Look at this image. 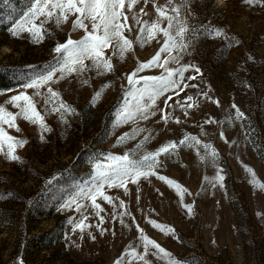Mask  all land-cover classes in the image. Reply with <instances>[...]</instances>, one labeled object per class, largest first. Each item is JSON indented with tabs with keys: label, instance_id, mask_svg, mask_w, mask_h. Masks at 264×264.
I'll use <instances>...</instances> for the list:
<instances>
[{
	"label": "rangeland",
	"instance_id": "374dc122",
	"mask_svg": "<svg viewBox=\"0 0 264 264\" xmlns=\"http://www.w3.org/2000/svg\"><path fill=\"white\" fill-rule=\"evenodd\" d=\"M155 3L165 5L167 0H155ZM140 7L150 13L142 19L156 18L152 0L147 5L141 0L137 9ZM27 12L8 31L0 32V65L20 69L33 78L44 74L54 63L56 54L53 50L57 43H64L69 36L79 40L84 32H73L70 19L60 28L53 23L47 24L50 35L41 43H33L27 32L12 35V30ZM184 15L198 31L203 25H211L223 29L226 37L234 40L230 43L225 37L210 38L206 34L194 39L181 63L198 67L202 75L186 72L185 77L195 75L196 79H186L185 83L198 87L182 88L179 95L167 93L158 101L159 108L171 116L167 123L157 111L149 120H140L138 124H116L117 109L123 106L125 91L129 88L127 76L139 62H147L159 50L160 43L153 41L144 48L134 45V53H128L123 61L113 56L114 71L111 73L100 76L95 71H88L81 77L73 75L53 84L62 100L75 109V114H65L66 123L58 113L49 110L50 106H46L41 97H36L37 108L51 130L41 133L39 127L24 120L17 121L21 132L9 130L12 136L26 139L28 143L16 153L22 163L10 161L0 154V194H5L0 198V264H115L129 245L140 244L137 225L186 264H264L263 250L254 254L245 248L240 224L232 208L234 198L264 231V190L260 187L264 185V159L258 153V138L252 130H246L252 104H256L255 100H264V6H249L243 0H188ZM129 23L133 22L130 20ZM133 27L134 31L126 35L135 41L139 25ZM158 39L162 43V37ZM106 55H111V50ZM248 59H253L255 65L247 67V77L262 84L258 91L250 94L240 84L241 68ZM160 74L159 69L140 73ZM58 77L59 73L56 74ZM84 79L88 80L87 85L81 83ZM104 85L111 86L93 102L95 92L102 90ZM20 91L25 90L18 88L0 94V105L17 112L6 102ZM26 91L34 95L33 89ZM40 91L47 95L46 87ZM200 93H207L211 99ZM168 95L173 99L167 101L166 107L164 101ZM187 96L194 97L198 106L186 109V116L180 105ZM213 101H219L220 106ZM233 104L243 112L245 120L236 119ZM177 118L180 123L175 122ZM210 119L216 123H205ZM134 127L151 131L152 138L146 145L148 151L192 135L203 144H211L218 156L213 165L210 158L201 160L202 149L198 154L195 148L181 147L175 155L160 157L162 164L157 169L158 174L188 190L183 193V201L174 188L150 176L134 185L137 192L132 194L129 188L127 194L124 193V208L119 207L116 199V207L98 199L97 203L104 209L99 216L89 200H80L86 205L81 212H77L75 206L66 207L81 189L89 186L97 158H100L99 162L107 163L102 159L103 155H124L148 135L145 131L134 140L117 145L118 137L131 132ZM261 132L264 133V126ZM245 165L254 170V178L246 172ZM218 175L224 177L223 181L216 179ZM65 176L69 179L60 182ZM252 180L256 187L250 182ZM118 189L105 188V191L114 197ZM16 193L23 204L11 202L16 197L7 202ZM183 205L191 206L192 213L189 214ZM25 209L34 217L30 225L25 221L24 237L29 230L31 237L52 233V240L58 237L63 246L53 244V252L37 246L36 254L31 255L29 251L15 257L16 245L22 236L18 216ZM83 216L88 217L85 223L91 227L84 232L74 231V224ZM149 220L170 226L175 234H162L148 223ZM261 240H264L263 236ZM62 249L68 257L61 256ZM137 250L142 251L141 248ZM147 259L151 264H163L151 255Z\"/></svg>",
	"mask_w": 264,
	"mask_h": 264
},
{
	"label": "snow or ice",
	"instance_id": "6c2138e0",
	"mask_svg": "<svg viewBox=\"0 0 264 264\" xmlns=\"http://www.w3.org/2000/svg\"><path fill=\"white\" fill-rule=\"evenodd\" d=\"M140 3L141 0H33L27 14L12 30V35L20 36L27 32L33 43H41L46 36L50 35L46 28L47 24L53 23L56 28H60L71 19L72 31L82 30L84 36L79 40H74L69 36L64 43H57L53 50L56 58L48 71L29 78L21 85L25 91H20L6 102L16 108L17 112L13 113L5 105H0V154L10 161L23 162L16 153L28 141L18 139L9 132V130L21 132L18 120H24L39 127L41 133L51 130L45 122V116L37 108L36 97H41L44 104L50 106L49 110L58 113L65 123L67 122L64 120L65 114H75V109L62 100L59 92L52 87L53 84L73 75L81 77L88 71H95L100 76L111 73L114 71L113 56L123 61L128 53H134V45L144 48L153 41L160 43L159 50L147 62H139L127 76L129 88L125 91L123 106H119L117 109L116 124L117 126L127 123L138 124L140 120H149L156 115L157 111L162 114L161 119L165 123L171 119L165 109L159 108L158 101L167 93L175 92L176 95H179L182 88L198 87L195 84L185 83L186 79H196L195 75L185 77L186 72L194 71L196 74L202 75L198 67L181 63L184 54L193 45L194 39L201 34H206L210 38L225 37L231 43L234 38L226 37L223 29L211 25H203L199 31L191 26L184 15L188 0H180L179 3H176V0H167L165 5H157L155 0H152L156 18L150 20L142 19L143 16H149L150 13L146 12L143 7L137 9V5ZM148 3L149 0H143L144 5ZM243 3L249 6H264V0H243ZM73 17L74 19H72ZM130 20L133 22L132 24L129 23ZM133 25H139V28L136 29L135 41L126 35V33L134 31ZM158 37H162V43ZM109 50H111V55H106ZM86 61L90 63H86ZM152 69L161 70V74L140 75V73ZM57 73H59L58 78H56ZM81 83L87 85L88 80L84 79ZM110 86L104 85L102 90L95 92L93 102L98 101L103 96L104 90ZM45 87L47 95H43L40 91ZM27 89H33L34 95H29ZM200 95L211 99L207 97V93H200ZM172 99L171 95L166 97L164 101L166 107L168 106L167 101ZM213 102L220 106L219 101ZM196 106L198 105L192 96H187L180 105L182 109H185L186 116L188 115L186 109ZM232 108L235 109L237 120L246 119L235 104L232 105ZM175 122L180 123L181 121L177 118ZM205 123H216V121L210 119ZM145 131L148 132V135H145L137 147L130 152H126L124 155L111 153L103 155L102 159L107 163H101L99 162L100 158H97L89 186L81 189L75 197L68 201L66 207L75 206V210L81 212L86 205L80 203V200H89L99 216L104 209L97 203L98 199L116 207L115 198L107 195L105 188H121L127 194L129 183L138 184L141 179H148L150 176H155L168 184L170 188H174L183 201V193L188 190L183 189L178 182L158 174L157 169L162 164L160 157L175 155L181 147L195 148L198 154L202 149L204 155L201 156V160L210 158L213 165L218 156L211 144H203L200 139L192 135H186L179 141H169L154 151H148L146 145L150 142L152 133L150 130L140 127H134L131 132L118 137L117 145L134 140ZM221 136L223 137V133ZM41 139L43 140V135H41ZM245 170L253 178L255 177L253 169L245 165ZM216 179L223 181L224 177L218 175ZM208 182L214 184L212 180ZM250 182L253 183V187L257 186L254 180ZM260 187L264 190V185ZM3 195L5 194H0V198H3ZM183 206L189 214L192 213L191 206ZM119 207H125L123 201L119 202ZM124 214L126 215L127 212ZM87 219V216H83L74 224L73 230L84 232L86 228L91 227L85 223ZM103 222V217H101V223ZM148 223L164 235L175 234V230L170 226L160 225L154 220H149ZM137 231L140 244L129 245L121 257L115 261V264H151V261L147 259L150 255L161 260L163 264H186L185 261L175 258L172 253L148 237L139 225H137ZM138 248H141L142 251H138Z\"/></svg>",
	"mask_w": 264,
	"mask_h": 264
},
{
	"label": "trees",
	"instance_id": "16d2710c",
	"mask_svg": "<svg viewBox=\"0 0 264 264\" xmlns=\"http://www.w3.org/2000/svg\"><path fill=\"white\" fill-rule=\"evenodd\" d=\"M32 3L33 0H0V32L8 31L15 24V22H17L29 10V7ZM254 65L255 61L253 59H248L246 60L243 69L241 68V73L243 75L240 84L243 89H245V91H247L249 94L258 91L260 86H262L260 81H251L250 78L246 75L247 67L252 68ZM248 72L251 76V70H249ZM29 78L30 77L27 72L21 71L20 69L7 68L6 66L0 65V93H6L21 88V85L27 82ZM260 101V99H258L257 101L255 100L256 104H252L251 113L246 120V130H252L254 132V135L258 138L260 144L258 153L260 158L263 160L264 133L261 132V128L264 126V100L261 102ZM249 119H251V122H249ZM61 179L60 182L69 178L68 176H65L64 178L61 177ZM13 197H16V199L11 202L23 204L22 199L18 193L8 198L7 202L13 199ZM235 201L236 199L233 198L232 208L234 210L235 218L240 224V231L244 246L247 251L251 250L252 253L259 254V251H264V249H262V247H264V240H261V236L264 237V231L261 229V226L255 222V219L250 215V213L248 211H245L244 207L236 204ZM33 217L34 216L31 214V211H27L26 209L18 216V222L21 224L20 230L22 236H20L18 244L16 245V250L14 252L15 255L13 254L15 257H19L20 254H24V252L29 253V251L31 255H33L34 253L36 254L38 252V247H41V249L46 248L47 251L53 252V244L60 243L58 237L56 238L54 236L55 239L52 240V233H44L31 237V232L29 230V232L25 233L26 236L24 237L23 234L25 221L30 225ZM60 244L63 246L62 243ZM34 248L37 249H35V251H32V249ZM60 254L61 256L68 257L64 249L60 251ZM262 262H264V258Z\"/></svg>",
	"mask_w": 264,
	"mask_h": 264
},
{
	"label": "bare ground",
	"instance_id": "6f19581e",
	"mask_svg": "<svg viewBox=\"0 0 264 264\" xmlns=\"http://www.w3.org/2000/svg\"><path fill=\"white\" fill-rule=\"evenodd\" d=\"M140 182V181H139ZM134 185H136V184H128V189L130 188V190H132V194L133 193H135V192H137L136 191V189H135V187H134ZM119 191H121L120 193H119ZM124 190L123 189H121V188H119L118 189V194H116V193H114V198L118 201V202H120V201H123L122 199H123V197H124Z\"/></svg>",
	"mask_w": 264,
	"mask_h": 264
}]
</instances>
